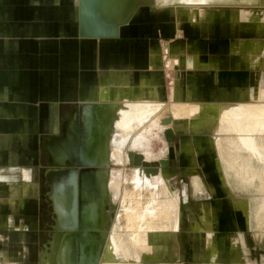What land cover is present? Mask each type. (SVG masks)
I'll return each mask as SVG.
<instances>
[{"label":"crops","instance_id":"crops-1","mask_svg":"<svg viewBox=\"0 0 264 264\" xmlns=\"http://www.w3.org/2000/svg\"><path fill=\"white\" fill-rule=\"evenodd\" d=\"M240 8H234L233 14L242 22L237 14ZM78 9L79 0H0V264H39L36 254L39 256L50 226L41 215L44 141L62 133L68 114L77 115L80 103L151 104L167 102L170 97L191 104L234 103L248 94L258 100L264 92V39L257 36L264 31L254 29L253 24L248 28L256 36L218 39L211 48L210 43L204 47L198 39L177 35L162 39L125 36L134 14L118 25L115 37L83 36L78 31ZM241 25L235 22V32ZM171 30L178 34L179 27L173 25ZM169 56L178 60L168 84L164 68ZM246 70L252 71L251 78ZM94 135L91 131V139ZM114 138L112 132L111 154ZM96 148L94 144L85 147ZM39 152L44 158L42 183L34 173ZM212 168L208 165L209 171ZM217 193L221 196L219 229L233 230L234 221L242 229L244 222L235 217V208ZM201 221L195 229L211 222L214 235V222L205 217ZM214 238L211 252L218 254L216 235ZM243 246L228 247L230 264H245ZM219 254L222 263V251Z\"/></svg>","mask_w":264,"mask_h":264},{"label":"rangeland","instance_id":"rangeland-1","mask_svg":"<svg viewBox=\"0 0 264 264\" xmlns=\"http://www.w3.org/2000/svg\"><path fill=\"white\" fill-rule=\"evenodd\" d=\"M145 1L146 0H143V2L141 1L140 2L141 4L139 3L137 8L131 13V15L132 14L134 15H132L131 19L129 20L128 23L129 29H127V33L124 34L125 36H131V37L154 36L162 39L168 37H176L177 35L180 38L187 37L189 39H193V38L198 39L200 43H204V47L206 43L208 44L210 43L209 45H211L210 46L211 48H213L214 43H216L218 39H225L237 35L238 36L244 35L245 36L244 38L256 36L255 32L248 28V24H246V22H241L235 19L233 14V9L240 6V4L220 3L213 5V3H207L206 6H209L207 16L205 18H203L204 17L203 16L202 19L197 20V19L189 18L188 14L186 13L187 11L186 9L179 8L178 12L180 13L176 14V10L173 9L174 11H171L169 6H165L164 8L158 9L156 8L157 3L152 4L148 1L146 2ZM172 2H175V0ZM161 3H158V5H161ZM263 6L264 4L262 5V7ZM223 20H226L227 23L225 24ZM235 22L242 24L236 32L233 28ZM173 25L174 28H176L177 26L179 27L178 34H174V32L171 30V27H173ZM257 36L258 37L261 36V38L264 39V35H257ZM257 41L258 40H256L255 42ZM167 59L168 62L167 61L165 62L166 67L164 68V74H165L164 81L165 83L168 82L169 84L171 82V79L173 78L172 76L173 63H175L178 59L174 58L172 60L170 56ZM246 71L247 72H245V75L247 74L251 78L252 71L250 70H246ZM173 87L174 86L172 85L170 92L173 90ZM255 100L256 102L253 103L252 101L254 100H252L248 106H250L251 108L250 116L253 117V115L255 114H257L258 116L255 115L254 118L252 119L249 118L247 121H251L255 119L254 120L255 128L251 134H253L252 137L254 138L255 144L261 145L264 148V124H263L264 117H262L264 116L263 95H260L258 101L257 98ZM160 109L159 108L158 110L155 109L153 113H151V115L149 116L152 120H154L153 122L151 121V119H149V117L147 118L152 123L145 120V123L143 122V124L140 127L133 126L132 128L134 129L128 128L129 133L127 134V136H125V139L127 137L126 139L127 141H123V144H124L125 152L129 151L131 148V150H134L135 152L141 151L140 152L141 154L142 152L146 153L144 149L146 148V145L149 144L150 152L149 151L148 152L152 153L149 155L150 156L149 159L151 160H156V158L168 159V164L165 166L166 167L165 170H161V173L163 174L162 178L163 179L166 178L168 187L169 189H171L170 191L174 193L175 196L177 195L176 198L174 199L176 203L174 201L173 208H175L174 212L178 217L177 218L178 225L175 226L173 223H169L168 225H164L163 228L165 226L167 228L172 227V231H175L174 235H172V239H170L169 242L170 243L174 241L179 242L178 243L179 255L176 259H174V261L167 260L161 262V261H153L147 258L146 260L142 259L141 261H137V259L127 260L125 262L122 261V263L121 261H119L120 263L118 262L116 264H128V263L129 264H182L183 262L189 260L196 261L195 264H230L231 258L229 257V253H228L229 252L228 247L230 245H234V246L244 245L242 248V259L244 260L245 264H264V186H263L264 182L263 179L261 180V178H264L263 175L264 155L263 157L253 156V152H251L250 150L251 147H247V145L242 144L239 139L238 133L236 132V130L234 131L235 128L233 127L235 125L233 126L227 123L229 125L228 127V125L225 124L226 125L225 126L223 124L227 128H224V131L221 132L219 131L223 129L221 127L222 125H220L221 121L218 120L219 122H217V119L212 120V118L210 117L204 120L205 123L199 125H187V124L181 125L179 122L184 123L186 122V120L184 118L176 119L177 117H174L175 115H172L173 112L169 111L168 105H165ZM259 111L260 113L261 112L263 113L260 114ZM166 115L168 117L171 116L170 119L166 117ZM258 117L259 119H261L262 124L260 123V120H258ZM165 118H168L169 122H167ZM156 120L158 121L156 122ZM159 120L162 122H160ZM147 122L150 125L149 124L147 125L146 124ZM155 122L159 125H156ZM145 124L146 126H143ZM212 124H214L215 127L216 125L219 126L216 127L218 131L215 130L216 128ZM261 125H263V127ZM150 126H152L151 129ZM230 126H232V129L236 134L233 131H232L233 134L231 133ZM165 127L166 128L170 127L172 129V138L168 141H166L163 134L164 129H166ZM146 128L148 129V131ZM228 128L230 130H228ZM225 129H227V131H230V133L226 132ZM141 130L142 131L144 130L143 131L144 134L140 133ZM119 131H120L119 128L115 127L113 129V135L115 134L116 136L117 135L116 133H118ZM218 133H220V136ZM251 134L249 135V137L251 136ZM140 135H142V137L144 138L143 140L144 144L142 145L144 146V149L138 146L133 147L134 143L132 140L139 137ZM119 136L120 135H117V137ZM228 137L230 138L228 139ZM235 137H238L239 140ZM226 138L228 139V142L230 139L231 140L233 139L232 142L230 140V143L234 145L231 144L229 146V143L226 141L227 140ZM223 141L225 142V145ZM111 145H112L111 149H113L114 144ZM221 146L223 147L225 146V150ZM231 148L233 149V151ZM184 150L187 151L186 154L183 153ZM223 151L224 153H226L227 151V154L232 155L229 156V158L231 157V160H234V162L237 159L238 160L240 159V161L241 159H244V166L242 167V169L247 171V173H244L245 175L246 174L249 175H246L245 176L246 178L241 177V179L244 178L246 182H248L251 179L248 183H246L244 179H242L244 181L240 179V177L237 175L239 173L234 175L235 174L233 173L234 171H232V173L228 171L229 177L227 176L224 166L225 158L223 156L224 154ZM230 151L231 153H229ZM261 154H264V149H262ZM39 155L40 156L38 160L40 166L36 164L34 173L36 179H38V181L42 183L40 170L44 165L43 163L44 158L41 152H39ZM234 157L235 159H233ZM127 161H128V157H125L124 162L121 161L119 162L116 160L110 164L111 169L114 170L115 172L122 170L123 175L125 177V179L120 178L118 182V185L120 187H119V191H117L118 193L116 198L114 197L113 194L114 191L112 190L110 191V203L112 204L113 208L117 209L115 221L117 222V225L122 224V226L124 224L125 219L121 215L122 213H126V211L129 208H131V206L129 205V201L132 202L131 193H133L131 183L132 181L133 184L135 183L133 178H131L130 181L128 179L132 175V169H135L136 172V167L129 165ZM208 165L213 167L212 168L213 171L211 170L212 172L209 171ZM258 169L260 171L262 170L259 173L260 175L258 174L259 171ZM194 172L196 174V178L199 180L200 186L202 187L201 190L199 189L193 190L192 188L191 183L194 177ZM224 172L226 176L223 175ZM258 175L259 177H257ZM234 176H236L237 178ZM238 177L239 180L242 181V183L238 180ZM151 178L148 179L149 182L152 180ZM135 179L136 182L138 183L137 174ZM121 181L122 183H120ZM259 181L262 182L260 184V187L258 186V183H260ZM243 182H245L246 185ZM218 191H220L222 196L225 197V199L231 204V206L235 208V210L232 211L235 214V217L240 218L242 223L244 222L243 224L244 227L242 229L240 228V225L238 224L237 221H234L236 228H234L233 230L230 229L225 230L224 228L219 229L218 218L221 213V209L219 208L218 200L219 197L221 196L217 193ZM147 197H148L147 194L143 195L142 201H145ZM40 198L42 202L41 215L44 219L50 221L51 218L49 213V205L45 196V186L43 185L42 188H40ZM234 198L238 200L237 204L235 203L237 201H235ZM175 204L176 206H174ZM258 204H260L259 205L260 209L258 208L259 206H257ZM162 206L163 204L161 202H159L157 205L155 204V206H151L154 208L151 212L149 211L148 215L154 219L155 218L154 212L157 209L162 208ZM212 206H214V209ZM246 213L249 215L250 218H253L254 220L250 221ZM202 217L210 218L215 224V229L213 230V233L217 237L215 242H216V247L218 249L217 251L218 254H215L213 252L211 253L208 252L210 245L207 237V232L203 227V225L201 224V228H200L201 230H196L195 227H193L194 221L202 223L201 221ZM256 219L259 220L255 221ZM157 224H158L157 226H160V228H162L161 227L162 220L157 221ZM223 224L225 226V221H221V226H223ZM128 232L130 231L128 230L127 233ZM119 234H121V236ZM119 234L118 235L123 238L122 240L127 241L126 232L125 233L122 232ZM47 238H48V231H47V237L45 238L44 242H46ZM220 251H222V255H223L222 263H220L221 262L220 260L221 256L219 254ZM12 255H16V254H12ZM115 255L119 258L121 257L120 254L118 253H116ZM37 258H38V252L35 258L36 262H37Z\"/></svg>","mask_w":264,"mask_h":264},{"label":"bare ground","instance_id":"bare-ground-1","mask_svg":"<svg viewBox=\"0 0 264 264\" xmlns=\"http://www.w3.org/2000/svg\"><path fill=\"white\" fill-rule=\"evenodd\" d=\"M113 1H114V5L112 8V13H111V15L113 16L112 17L113 21L124 20V22H127L131 13L137 8L138 4L141 1L143 2V0H113ZM146 1L152 4L157 3L156 7L159 6L161 8H164L165 6H169L170 9H172V11L176 10V14L178 13L179 8L186 9L187 10L186 12L189 13V16H193L192 17L193 19H196L199 16L204 15V13L208 10V7H209V6H206L207 3H213V5L220 4V3L221 4H229V3L230 4H240L241 8L237 14L240 13L242 22H246V24H253L254 29L256 28V29H259V30L261 29L264 31V23H263L264 22V6L262 7V5L264 4V0H177V1L175 0V2H172L174 0H146ZM158 3H161V5H158ZM262 94L264 98V92ZM255 98L256 96H251V94H248V95H244L241 100L236 101L234 103L217 102V103H211V104H208V103L207 104H204V103L191 104L189 102H185L178 98H173V97H170L167 102L151 103V104L150 103L143 104V103H136V102L121 103L119 101H113V100L112 101L100 100V101L95 102V104L93 103L89 104V103H86V101L80 103V108H79L80 114L83 112L85 108H88V109L90 107L94 108V110L92 109V111L88 110L87 115H85V117L86 116L88 118L91 117L89 120L91 121L92 119V122H93L92 124H94V121L96 122L95 129L97 130V133H95L96 140H97L95 145L97 146V148H96V151H93V152H96V155H92L93 152L91 154H88L89 156H94L96 163H98V165L94 166L93 168H90V170L92 169V172H93L94 184H96L99 191H101L100 203L97 206L96 211H98L97 213L100 219L99 220L100 223H102L103 225H106V228L104 230L99 229V228H98L99 230H95V233L98 235V237L99 235L101 236V234L103 233L101 230L104 231L103 233L104 235L102 237L100 250L98 254L97 264H116L119 261H121V263L122 261L125 262L127 260H135V259H137V261H141L142 259L146 260L147 258L153 261H161V262L167 261V260L174 261V259H176L179 255V244H178L179 242L178 241H174L171 243L169 242V240L172 239V235H174L175 231H172V227L167 228L165 226L163 228L164 225H168L169 223H173L175 226L178 225L177 223L178 217L174 212L175 208H173V204L175 201L174 199L176 198L177 195L175 196L174 193L170 191L171 189H169L168 187V184L166 182L167 180L166 178L164 179L162 178L163 174L160 171V168L165 167L166 165L158 164L156 171H154L153 173L151 172L145 173L144 170L139 165L130 164L127 161L129 165L136 167V172H135V169H132V175L128 179L130 181V179L133 178L135 181L134 184H133V181L132 183L130 182L132 184V190H133V193H131L132 202L129 201V205L131 206V208H129L126 211V213H122L121 215L125 219L123 226L122 224L117 225V222L115 221L117 209L113 208L112 204L110 203V191L111 190L114 191L113 194H114V197L116 198L117 193H118L117 191H119V187H120L118 185V182L120 178L125 179V177L123 175L122 170L116 171L117 173L114 170H111L110 164L116 160L119 162L120 161L124 162L125 157H128V151L125 152L124 144H123V141H127L126 140L127 137L125 139V136H127V134L129 133L128 128L134 129L132 128L133 126L140 127L143 124V122L145 123V120L149 121L147 118L151 115V113H153L155 109L158 110V108L160 109L163 106L168 105L169 111L173 112L172 115H175L174 117H177L176 119L184 118L186 120V122L184 123L187 125H199V124L205 123L204 120L209 117L212 118V120L217 119V122H219L218 120L221 121L220 122L221 124L219 123L220 125H222L221 127L223 128L222 130H219L221 132L224 131V128H227L225 127L226 125L228 124L233 125V126L235 125L233 128H235L234 131L236 130V132L238 133L241 143L244 145H247V147H251L250 150L251 152H253L254 157H257V156L263 157L264 154H261V151L264 148L261 145L255 144L254 138L252 137L253 134H251L255 128L254 127L255 119L251 121H247L249 118L252 119L255 117V115H257L255 114L253 115V117L250 116L251 108L250 106H248L252 100H255ZM93 111H94V114H93ZM90 112H92V115L90 114ZM79 116L82 117V115H78V114L75 115L74 112L71 114H68L64 125L61 126L62 133L58 134L57 136L47 137L44 141V144L46 147V167L44 169V173H45L44 175H45L47 185L50 186L49 187L50 189L48 190L47 194H48V199H49L52 211H53L52 213H53L54 222L52 224L51 230L48 233V239L43 244V248L41 249L39 253V256H38L39 264H65L64 258H65V253H66V247H65V244H63V239L68 229L64 228L65 211H66L64 189L67 186V181L66 179L64 180L62 177H64V173L69 171V168L67 167V165L58 164L56 162L61 160L60 158L61 156L58 155L59 151H62L63 148H65L63 144V136L64 134L69 135L70 138L69 137L68 138H69V141L71 142V139H73L74 137V133L73 131H70V130L71 129L74 130L76 127L79 126L78 125ZM161 116H162V113H161ZM166 117L168 116L166 115ZM170 117L171 116H169L168 118L170 119ZM168 118H165L167 122H169ZM149 119L151 118L149 117ZM224 120L226 123L224 122ZM258 120H260V123H261V119H259V117H258ZM151 121L153 122L154 120L151 119ZM157 121L158 120H156V122ZM81 124H82L81 126H83L84 122ZM146 124L148 125L149 123L147 122ZM146 124L143 126H146ZM223 124L224 125L226 124V125L224 126ZM263 124H264V121H263ZM156 125H159V124L156 123ZM93 126L94 125H92V127ZM261 126L263 127V125ZM115 127L119 128L120 131L116 134L120 136L117 137L116 135L115 138L113 139L114 151H112V154H111V151H109L110 149L108 148V146H109V140H110L111 134ZM151 127L152 126H150V129ZM216 127H219V126L216 125ZM230 127H231L230 128L231 133L233 134L234 131L232 129V126ZM230 129L228 128V130ZM215 130L218 131L217 128ZM225 130L226 132L230 133V131H227V129ZM143 131L141 130L140 133L142 134ZM220 133H218L219 136H220ZM163 134H164V131H163ZM250 134L251 136L249 137ZM78 135L79 134L75 135V139H76V136L78 137ZM230 137H228V139ZM235 138L238 139V137H235ZM228 139L226 140L227 142H228ZM143 140L144 138L142 137V135L132 140L134 143V144L132 143L133 147L138 146L144 149V146H142L144 144ZM230 140L228 142L229 146L232 144L230 143ZM76 141L74 142L76 143ZM224 145H225V142H224ZM221 147L224 148L225 150V146L224 147L221 146ZM231 149H228V150H231ZM144 150L146 151V153L142 152L141 154L140 153L141 151L136 152V153H139L143 160L151 161V159H149L150 158L149 155L152 153H149L150 152L149 144L146 145V148ZM129 151L135 152L134 150H131V148ZM229 153H231V151ZM225 154H227V151L226 153L223 154L225 158V160L224 158L223 160L225 161L224 166H225V172L227 176L229 174L228 171L231 173L232 171H234L233 172L235 173L234 175L239 173L237 175L240 177V179L241 177H245L246 175H249V174L245 175L244 173H247V171L242 169V167L244 166V159H241V161L240 159L239 160L237 159L234 162V160H231V157L229 158V156H232V155H229V154L225 155ZM235 155H236V152H235ZM233 159H235V157ZM128 160H129V157H128ZM158 160L159 159L156 158V161ZM99 163H102V164H99ZM261 171L259 170L258 174ZM225 172L223 175L226 176ZM231 173H230V176H231ZM136 174L138 178V183L136 182V179H135ZM259 175L257 177H259ZM239 177H238V180H239ZM150 178L152 180L149 182L148 179ZM262 179L264 182V178H261V180ZM242 181L240 182L242 183ZM259 182L260 183H258V186L260 187V184L262 182L261 181ZM120 183H122V181ZM192 184H193V190L202 189V187L200 186L199 180L196 177L192 179ZM145 194H147L148 197L145 201H142L143 195ZM234 200L238 202L236 198H234ZM159 202H161L163 206L162 208H159L154 212L155 218L153 219L148 215L149 211L151 212L154 208L151 206H155V204L157 205ZM259 205L260 204H258L257 206ZM174 206H176V204ZM258 208L260 209V206ZM159 220H162V226H161L162 228H160V226H157L158 225L157 221ZM203 225L206 227L207 237H208V241L210 245L208 252L210 253L213 250L212 248L214 246V239H215L214 235L212 234V230H211L212 223L204 222ZM196 226L199 227L200 225L197 224V222H193V227H196ZM128 230L130 232L127 233ZM122 232L124 233L126 232L127 241L122 240L123 238L120 237L121 234L119 233H122ZM116 253L120 254L121 257L120 258L117 257L115 255ZM182 264H191V263L186 261V262H183Z\"/></svg>","mask_w":264,"mask_h":264},{"label":"water","instance_id":"water-1","mask_svg":"<svg viewBox=\"0 0 264 264\" xmlns=\"http://www.w3.org/2000/svg\"><path fill=\"white\" fill-rule=\"evenodd\" d=\"M113 5V0H79V34L99 38L117 36V27L124 20L113 21L111 15ZM92 109L94 110L91 107L85 108L81 114L78 112V115H82V117L79 116V126L70 130L74 133V140L71 139L70 142L69 135L64 134L63 144L65 148L59 151L58 155L61 156V160L56 162L67 165L69 168V171L64 173V177H62L67 181V186L64 189L66 206L64 228L68 229L63 239V244L66 247L65 264H97L104 235L103 230L106 228V225L100 223L98 211H96L100 203L101 191L94 184L93 172L92 169L90 170L98 163H96L94 156L88 155L93 151L85 149L86 145H95L97 141L95 135L92 139L90 136L91 131L97 133L96 122L94 121L92 124V119L89 120L91 117H85L87 111H92ZM90 114L92 115V112ZM83 122L84 124L81 126ZM92 125L94 126L92 127ZM76 133L79 135L75 139ZM164 137L166 140L172 138L170 127L164 130ZM128 157L130 164L139 165L145 173L156 171L158 164H168L167 158L147 161L143 160L139 153L133 151H128ZM98 228L103 229L101 230L103 233L99 237L95 233V230H99Z\"/></svg>","mask_w":264,"mask_h":264},{"label":"flooded vegetation","instance_id":"flooded-vegetation-1","mask_svg":"<svg viewBox=\"0 0 264 264\" xmlns=\"http://www.w3.org/2000/svg\"><path fill=\"white\" fill-rule=\"evenodd\" d=\"M45 160H46V156H45ZM45 167H46V164L44 165V169H45ZM44 169H43V171H42V176H43V184H44V186H45V196H46V200H47V202H48V205H49V213H50V218H51V220H50V229L48 230V233H49V231L51 230V228H52V224H53V211H52V208H51V205H50V202H49V199H48V190L50 189L49 187L50 186H48L47 185V183H46V179H45V173H44Z\"/></svg>","mask_w":264,"mask_h":264}]
</instances>
